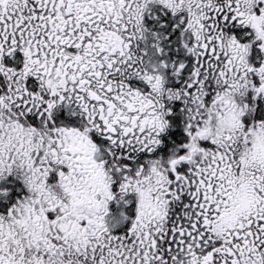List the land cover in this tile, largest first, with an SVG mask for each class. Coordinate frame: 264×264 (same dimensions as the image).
Instances as JSON below:
<instances>
[{"label":"snow or ice","instance_id":"1","mask_svg":"<svg viewBox=\"0 0 264 264\" xmlns=\"http://www.w3.org/2000/svg\"><path fill=\"white\" fill-rule=\"evenodd\" d=\"M0 264H264V0H0Z\"/></svg>","mask_w":264,"mask_h":264}]
</instances>
